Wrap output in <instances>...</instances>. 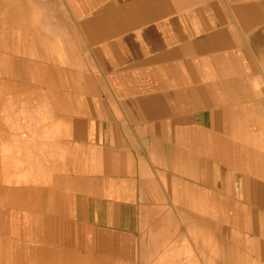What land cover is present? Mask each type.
<instances>
[{"label":"crops","instance_id":"crops-1","mask_svg":"<svg viewBox=\"0 0 264 264\" xmlns=\"http://www.w3.org/2000/svg\"><path fill=\"white\" fill-rule=\"evenodd\" d=\"M0 264H264V0H0Z\"/></svg>","mask_w":264,"mask_h":264}]
</instances>
